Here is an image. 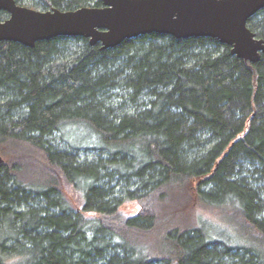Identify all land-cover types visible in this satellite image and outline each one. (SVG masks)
Here are the masks:
<instances>
[{
  "label": "trees",
  "instance_id": "trees-1",
  "mask_svg": "<svg viewBox=\"0 0 264 264\" xmlns=\"http://www.w3.org/2000/svg\"><path fill=\"white\" fill-rule=\"evenodd\" d=\"M247 27L264 40V9ZM0 156V264H264V54L157 34L0 42Z\"/></svg>",
  "mask_w": 264,
  "mask_h": 264
},
{
  "label": "water",
  "instance_id": "water-1",
  "mask_svg": "<svg viewBox=\"0 0 264 264\" xmlns=\"http://www.w3.org/2000/svg\"><path fill=\"white\" fill-rule=\"evenodd\" d=\"M101 7L70 11L34 10L0 0V42L34 48L57 37L84 38L102 50L148 34L175 39L210 38L229 46L237 58L255 63L264 54L247 22L264 9V0H99ZM3 158L0 156V165Z\"/></svg>",
  "mask_w": 264,
  "mask_h": 264
},
{
  "label": "rangeland",
  "instance_id": "rangeland-1",
  "mask_svg": "<svg viewBox=\"0 0 264 264\" xmlns=\"http://www.w3.org/2000/svg\"><path fill=\"white\" fill-rule=\"evenodd\" d=\"M26 4H28V5H24V7H27V8H30V9H34V10H41V9H38V8L34 7L32 5V2L31 3H26ZM65 194H66L67 200L71 203V205L74 208H79L80 209L82 201H81V197H80L79 193L67 188L65 190ZM139 209L140 208H139L137 202H135V201H125L122 204V206H121V212L125 216H133L136 213H138ZM193 212H195V211L192 210L191 214ZM186 213L189 215L190 214L189 210H187ZM197 213L199 214V216H205V217H208V218L213 219V220L217 219L215 216H212L210 214L206 215V214L202 213L199 209H197ZM223 220L224 219L221 218L220 220H217V221H223Z\"/></svg>",
  "mask_w": 264,
  "mask_h": 264
},
{
  "label": "flooded vegetation",
  "instance_id": "flooded-vegetation-1",
  "mask_svg": "<svg viewBox=\"0 0 264 264\" xmlns=\"http://www.w3.org/2000/svg\"><path fill=\"white\" fill-rule=\"evenodd\" d=\"M15 2H16V1H15ZM18 5H19V4H18ZM21 6H22V5H21ZM0 12H2V11H0ZM4 13H5V12H4ZM5 14H6V13H5ZM6 15H7V14H6ZM6 18H7V17H6ZM6 18H5V19H6Z\"/></svg>",
  "mask_w": 264,
  "mask_h": 264
}]
</instances>
